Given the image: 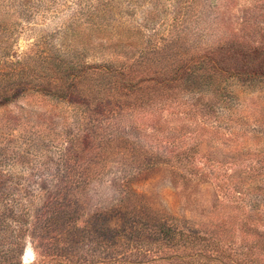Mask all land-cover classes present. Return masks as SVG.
<instances>
[{"label": "rangeland", "instance_id": "1", "mask_svg": "<svg viewBox=\"0 0 264 264\" xmlns=\"http://www.w3.org/2000/svg\"><path fill=\"white\" fill-rule=\"evenodd\" d=\"M176 35L185 44L175 40L165 47ZM223 36L264 45V0H0V81L29 55L53 52L95 66L136 60L147 63L150 78H156L167 56L179 58L189 47L196 53ZM258 75L264 70L221 80L225 104L219 111L227 122L217 138L208 132L204 143L220 159H264V76ZM201 81L190 91L211 85ZM211 92L205 90L206 99ZM170 97L155 92L126 98L142 109L133 113L145 125L139 130L130 115L110 120L98 102L88 109L87 101L29 92L1 104L0 264H168L163 223L210 221L215 208L225 210L231 196L218 198L213 178L180 187L158 146L164 132L146 126L150 116L156 126L165 118L164 126L176 127L175 141L194 140L191 131L206 133L198 118L183 121L172 110L143 112L141 100ZM97 133L116 139L106 157L90 153Z\"/></svg>", "mask_w": 264, "mask_h": 264}, {"label": "trees", "instance_id": "2", "mask_svg": "<svg viewBox=\"0 0 264 264\" xmlns=\"http://www.w3.org/2000/svg\"><path fill=\"white\" fill-rule=\"evenodd\" d=\"M181 27L183 31L185 24ZM172 29L179 30L180 25H172ZM172 37L175 39L165 40V47H171L169 43L175 40L184 43L182 35ZM227 37L223 36L214 45L200 47L196 53L189 47L179 58L178 55L167 56L165 62L168 66L158 68L156 78H150L147 63L138 61L140 63L137 64L136 60H114L95 66L71 61L59 52L50 53L47 57L29 55L1 77L0 105L29 92L44 93L71 103L77 102V99L81 103L87 101L85 105L88 109L92 103L98 102L110 120L130 115V123L139 130L145 125L133 113L142 109L126 104V98L129 100L135 94L151 98L155 92L171 94L170 99L164 101L150 100L147 102L152 103H147L141 100L142 105L145 104L143 112L154 115L155 111L172 110L171 114L183 121L198 118L201 121L200 130H206V133L191 131L194 140L182 137L175 141L172 136L176 133V127L164 126L165 118L157 120L164 123L158 126L151 123L154 122L151 116L148 118L150 123L146 126L162 130L166 136V140H159L158 146L171 161L174 177L183 189L196 179L211 177L216 181L218 198L222 193L230 195L232 201L223 205L225 210L215 208L216 213L210 221L192 222L191 218H183L180 226L163 223L160 230L170 244L167 246L170 254L168 264H264V159L257 154L255 159H246V162L228 161L220 159L217 152L204 144L209 141L208 132L210 135L214 133L213 139L217 138L222 122H227L219 111L221 105L225 104L221 80L248 73L262 74L264 70L263 44L246 46L236 40L229 41ZM155 79H158L157 87L153 89L150 84ZM202 79H208L211 85L207 84V89L201 92L190 91V85ZM177 88L186 92L181 95ZM205 90H212L211 99L205 98ZM98 134L88 144L90 153L106 157L111 153L116 139L110 134ZM204 145L207 146L205 150ZM244 152L241 155H256L251 151Z\"/></svg>", "mask_w": 264, "mask_h": 264}]
</instances>
